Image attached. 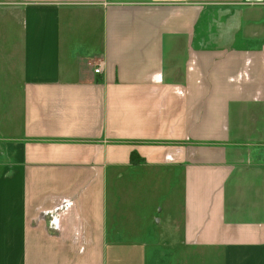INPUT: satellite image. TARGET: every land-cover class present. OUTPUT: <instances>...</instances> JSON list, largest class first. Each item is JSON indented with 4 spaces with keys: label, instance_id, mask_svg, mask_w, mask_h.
Segmentation results:
<instances>
[{
    "label": "crops",
    "instance_id": "1",
    "mask_svg": "<svg viewBox=\"0 0 264 264\" xmlns=\"http://www.w3.org/2000/svg\"><path fill=\"white\" fill-rule=\"evenodd\" d=\"M0 15V264H264V0Z\"/></svg>",
    "mask_w": 264,
    "mask_h": 264
},
{
    "label": "rangeland",
    "instance_id": "2",
    "mask_svg": "<svg viewBox=\"0 0 264 264\" xmlns=\"http://www.w3.org/2000/svg\"><path fill=\"white\" fill-rule=\"evenodd\" d=\"M9 24L7 26V23L5 21V17L0 15V44L4 43V47L3 50H0V70L1 68L4 66L9 67L10 66V60H11V53L8 54L9 51H11V45H12V34L13 32L11 30L9 31H1L3 29L4 26L6 27H12L13 26V21L14 18L13 16H9ZM16 25V24H15ZM152 182V181H151ZM150 184L149 182H145V185ZM153 184H157V183H153ZM144 185V186H145ZM134 192L136 193H129L128 197L130 198V202H132V205L135 207V215L137 217L138 221L139 219H141L140 221H145V216L147 215H152L154 214L156 216V218H159V205H155L154 207V213H152L151 211L146 213V209H148V207L152 206L154 203H160L159 201H161L162 197L160 196L158 199L155 197L156 193H152V191H148V189H134ZM162 202V201H161ZM148 219V217H147ZM155 220V219H154ZM150 222L152 223V220H149L147 222V224L150 225ZM142 224L143 223H139V224H133L134 226H139V228H142ZM155 224L152 223L151 226H154Z\"/></svg>",
    "mask_w": 264,
    "mask_h": 264
},
{
    "label": "built area",
    "instance_id": "3",
    "mask_svg": "<svg viewBox=\"0 0 264 264\" xmlns=\"http://www.w3.org/2000/svg\"><path fill=\"white\" fill-rule=\"evenodd\" d=\"M102 71V64H99L98 67H96L95 72L100 73Z\"/></svg>",
    "mask_w": 264,
    "mask_h": 264
},
{
    "label": "trees",
    "instance_id": "4",
    "mask_svg": "<svg viewBox=\"0 0 264 264\" xmlns=\"http://www.w3.org/2000/svg\"><path fill=\"white\" fill-rule=\"evenodd\" d=\"M135 156V155H134ZM132 155V161H135V157Z\"/></svg>",
    "mask_w": 264,
    "mask_h": 264
}]
</instances>
